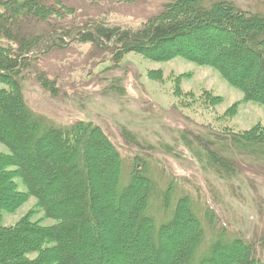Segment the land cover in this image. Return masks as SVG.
<instances>
[{"label": "trees", "instance_id": "1", "mask_svg": "<svg viewBox=\"0 0 264 264\" xmlns=\"http://www.w3.org/2000/svg\"><path fill=\"white\" fill-rule=\"evenodd\" d=\"M255 1L243 7L233 0H169L131 31L98 15L82 17L75 0H0V84L7 86L0 89V144L7 150L0 152V264H264V235L229 226L208 191L203 204L194 206L177 191L183 180L171 176L166 159L181 147L219 181L240 179L232 165L242 161L233 155L264 167V129L234 134L214 121L211 139L182 129L170 144L154 130L147 136L132 130V122L129 130L120 127L119 139L83 121L44 128L33 119L21 87L36 73L44 91L57 92L44 73L30 69L29 54L90 45L93 55L110 56L113 66L135 55L154 63L181 58L211 68L241 92L242 103L264 108V0ZM41 25L47 29L37 32ZM183 38L192 40L196 55L177 43ZM203 43L208 48L200 53ZM147 76L163 81L160 71ZM183 77L169 79L174 126L188 119L184 111L207 116L204 109L214 113L221 102L210 91L200 98L183 91ZM233 111L222 117L231 118ZM155 116L171 128L162 112ZM31 198L32 208L5 225L4 216ZM35 213L54 223L33 220Z\"/></svg>", "mask_w": 264, "mask_h": 264}, {"label": "rangeland", "instance_id": "2", "mask_svg": "<svg viewBox=\"0 0 264 264\" xmlns=\"http://www.w3.org/2000/svg\"><path fill=\"white\" fill-rule=\"evenodd\" d=\"M75 1L77 13L82 17L98 15L110 26H120L122 30L131 31H135L146 20L158 15L169 2V0H124L119 3L115 0ZM233 1H242L243 7H250L256 3L255 0ZM46 29L45 25H41L37 32ZM215 32L214 29L210 30L212 37ZM72 38L66 40L67 43H70ZM177 43H182L183 48L188 49L190 53H196L191 39L187 41L183 38ZM203 45L202 50L198 49L200 53L208 48L206 43ZM27 57L31 58L30 69L44 73L50 82L55 83L57 90L55 94L44 91L33 76L36 73H32L33 75L28 73V79L21 82L24 102L33 119L44 128L68 127L74 122L83 121L92 123L119 139L120 127L125 126L129 130V123L132 122V130L144 136L154 130L161 133L162 135L158 133L161 139L170 144L176 141L175 137L178 138L182 129L190 133L191 137L199 134L202 138L211 139L213 127L211 124L214 121L222 122L219 129L225 128L226 132L234 134L250 131L254 127L264 129L263 107L242 103L241 92L224 82L216 70L199 67L181 58L165 63H154L139 56L129 55L122 59L118 66H113L110 56L95 53L93 55L90 45L78 44L69 46L64 51L49 50L38 53L34 51ZM236 70L237 74L242 75L241 67L236 66ZM149 71H160L163 81L149 79L147 76ZM178 75L185 76L181 80V89L194 97L200 98L202 93L209 91L218 96L221 102L214 107V113L207 109H204L207 116L197 110L191 111L192 113L184 111L188 119L179 120L177 126L172 124L171 117L175 115L169 112V108L174 102V97L173 83L169 79ZM6 87L0 84V89ZM230 108L234 109V114L231 118H223L224 113ZM161 112L165 115L170 129L165 128L157 119L158 116H155ZM153 138L154 141L157 139L155 135ZM165 148L163 145L162 149ZM178 148L177 154L167 155L166 158L172 170L171 176L176 180H183L179 182L177 191L189 196L197 207L203 204V196H207L208 191L213 204H216L215 208L229 226L239 228L249 236L264 235V167L260 162L240 157L235 153L233 157L242 162H234L232 166L242 173V177L221 182L218 176L207 168L204 169V164L197 158L191 159L186 149ZM0 152L7 153L1 144ZM15 182L19 191L24 192L25 187L20 180L15 179ZM234 189L235 191H232ZM33 204L34 199L31 198L15 214L4 216V224L11 225L17 222ZM33 220H41L43 225L53 222L44 220L42 213H35ZM204 220L205 216L202 214L201 222ZM204 230L206 236L208 233L206 226Z\"/></svg>", "mask_w": 264, "mask_h": 264}]
</instances>
